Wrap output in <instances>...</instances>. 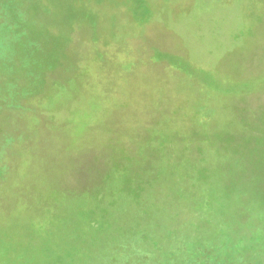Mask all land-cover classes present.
Listing matches in <instances>:
<instances>
[{"label":"rangeland","instance_id":"1","mask_svg":"<svg viewBox=\"0 0 264 264\" xmlns=\"http://www.w3.org/2000/svg\"><path fill=\"white\" fill-rule=\"evenodd\" d=\"M0 264H264V0H0Z\"/></svg>","mask_w":264,"mask_h":264},{"label":"water","instance_id":"2","mask_svg":"<svg viewBox=\"0 0 264 264\" xmlns=\"http://www.w3.org/2000/svg\"><path fill=\"white\" fill-rule=\"evenodd\" d=\"M189 11H185V12H182L181 14H178L176 16H174L172 19L173 20H177L178 18H180L182 15H185L187 14ZM166 16V15H165ZM162 20L167 24V21H168V18L167 17H163ZM167 26V25H166Z\"/></svg>","mask_w":264,"mask_h":264}]
</instances>
